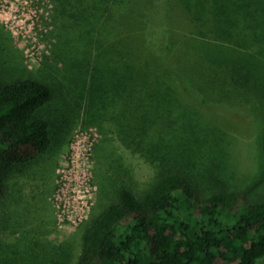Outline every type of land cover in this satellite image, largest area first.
Wrapping results in <instances>:
<instances>
[{"label":"trees","instance_id":"1","mask_svg":"<svg viewBox=\"0 0 264 264\" xmlns=\"http://www.w3.org/2000/svg\"><path fill=\"white\" fill-rule=\"evenodd\" d=\"M51 1L58 16L80 27L86 50L83 63L71 64L84 82L60 95L62 125L77 98L86 122L109 124L154 173L138 181L103 141L116 189L104 196L101 184L74 251L43 242L57 232L46 196L58 177L52 106L59 95L35 72L0 80V264H258L264 0H167L160 28L146 17L156 0ZM22 63L0 25V67ZM214 105L244 108L253 118L256 173L236 177L238 126L210 114Z\"/></svg>","mask_w":264,"mask_h":264},{"label":"rangeland","instance_id":"2","mask_svg":"<svg viewBox=\"0 0 264 264\" xmlns=\"http://www.w3.org/2000/svg\"><path fill=\"white\" fill-rule=\"evenodd\" d=\"M166 3L167 0L152 1L146 17L153 28L165 25ZM0 25L11 33L13 47L23 62L13 68L0 67V80L9 81L35 72L53 85L59 95L52 106L58 145V177L46 196V216L56 219L57 232L41 238L53 246L69 243L74 251L79 240L76 232L96 206L101 184L107 183L104 196L116 189V181L109 177L113 174L102 157L100 144L109 141V150L119 154L129 171L142 183L148 182L154 170L148 161L121 143L117 131L109 124L86 122L84 103L76 106L77 98H72L75 103L71 102L76 113L70 112L62 125L60 113L66 105L60 95L68 87L73 91L78 83L84 82L75 76L77 71L71 69L72 62L83 63L86 54L78 25L69 18L58 16V9L51 0H0ZM216 50L224 51L229 58L228 49L221 46ZM63 75L70 77L68 81ZM94 78V85L100 83L97 76ZM207 111L238 126L234 130L237 139L233 140L232 147L236 177L256 173L260 150L253 137V118L248 111L224 105L211 106ZM258 264H264V258Z\"/></svg>","mask_w":264,"mask_h":264}]
</instances>
